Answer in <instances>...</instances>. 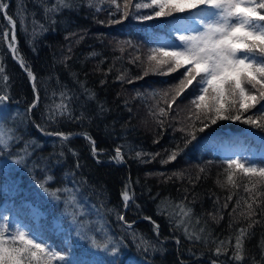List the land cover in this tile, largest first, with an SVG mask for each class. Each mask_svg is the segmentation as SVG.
<instances>
[{"label":"trees","instance_id":"obj_1","mask_svg":"<svg viewBox=\"0 0 264 264\" xmlns=\"http://www.w3.org/2000/svg\"><path fill=\"white\" fill-rule=\"evenodd\" d=\"M0 2L8 5L7 14L16 21L18 54L35 74L39 93L36 107L29 112L36 98L32 82L8 43L0 40V66L5 69L0 74V95L10 97L0 104V132H10L15 137L10 142L11 147L0 152V173H3L0 175V217L8 216L13 226L21 225L20 219L34 234L46 232L43 236L49 244L67 241L72 252L69 259L84 264H110L111 261L115 264H213L214 261L216 264H264V213L260 211L264 208V180L236 172L233 177L236 186L229 184L227 166L222 161L233 155L220 146L232 138L234 144L241 143L243 148L235 156L264 166V130L239 121H219L205 132H197V139L185 146V140L189 139L186 131L191 130L195 121V108L190 103L195 82L168 110L165 100L175 94L174 85L178 84L184 70L168 75L146 71L150 48L163 45L166 38L176 42L172 17L144 21L138 17L151 9H140L130 10L124 18L111 0H91L93 6L90 0H72V7L56 15L53 24L45 17L44 4L51 5L55 0ZM117 3L122 8L123 0ZM117 20L118 23L114 22ZM41 24L46 31L40 30ZM9 28L0 12V31ZM159 85L166 93L171 88L167 97L154 87ZM61 93L71 97L65 102L69 103L76 119L58 117L57 122L52 123L48 120L49 109L61 103ZM144 105H147L146 110ZM159 107L168 111L167 116H158ZM260 107L257 105L245 116ZM147 109L154 111L147 112ZM146 117H151L150 121ZM161 120L163 125L159 123ZM195 123L198 125L199 121ZM36 124L47 131L70 133L66 147L62 149L58 137L38 131ZM181 128L186 131H180ZM84 133L95 140L98 156L93 155ZM118 146L124 154L123 162L112 159ZM178 147L180 151L175 161L161 163ZM137 152L141 157L136 156ZM156 153L159 155L153 158L152 154ZM17 158L24 161L19 166L13 163ZM48 176L53 179L47 180ZM41 182L52 192L64 187L77 188L78 198L87 213L82 219L93 228H104L103 232L88 235H95L101 244L107 243L110 237L112 245L120 249L119 254L113 256L110 251L88 248L84 240L78 239L69 222L71 217L65 216L63 193L58 202L44 193L39 187ZM126 184L133 197L127 210L121 197ZM246 187L251 192L245 191ZM229 195L232 196L230 201L227 200ZM238 200L239 207H236ZM253 200L257 214L248 218L247 203ZM28 201L44 213L40 224L27 216L22 203ZM181 201L186 208H191V213L184 217V224L176 227L167 213L179 212L175 206ZM158 205L165 207V214H160ZM117 213L132 224L131 229L117 219ZM144 217H151V221ZM53 219L61 223V231L56 234L51 230ZM251 220L257 223L248 228ZM152 221L160 226L159 240ZM185 226L201 239H188L184 234ZM242 227L248 229L249 235L244 238L243 259L236 261L231 259L232 245L237 230ZM141 237L151 241L157 250L145 251L140 245ZM228 238L231 245L227 255H216L213 241L218 243ZM83 252L89 254L82 255ZM53 264L59 262L53 261Z\"/></svg>","mask_w":264,"mask_h":264},{"label":"snow or ice","instance_id":"obj_2","mask_svg":"<svg viewBox=\"0 0 264 264\" xmlns=\"http://www.w3.org/2000/svg\"><path fill=\"white\" fill-rule=\"evenodd\" d=\"M43 2V0H42ZM115 5L117 12H122L126 18L131 11H139L140 9H151L150 12L140 15L138 18L144 21H150L154 18L172 17V31L176 33V41L172 45H157L150 48V54L147 57L148 69L161 75L175 73L181 69L178 84L174 85V95L170 100H165L167 109L170 110L175 104L177 98L183 94L194 82L196 87L193 89V98L190 103L195 108V121H199L197 125L195 121L192 123L191 130L186 131L181 128L180 131L185 132L189 139L185 140V146L197 139L196 133H203L209 127L216 125L219 121L241 122L250 124L253 127L264 130V0H123V5L117 3V0H111ZM90 6L91 4L90 0ZM72 7V0H55L51 5L44 4V14L53 24L56 23V15L60 14L64 9ZM8 5L0 2V12L4 14L10 28L7 31H0V40L8 43V48L13 56L19 60L22 68L27 71V75L32 82L33 92L36 94L35 101L29 106L28 111L31 112L39 101V93L36 87V76L30 70L22 57H19L17 37L15 34L16 21L11 15L7 14ZM100 9H97L99 11ZM187 15H177L185 14ZM21 24L24 23L23 17L20 19ZM116 23L119 20L114 21ZM35 23V21H33ZM41 31L47 29L43 24L40 26ZM37 35L36 29H33V38ZM35 51V48H33ZM5 69L0 66V74ZM5 80L7 76L3 77ZM167 97L168 93L164 94ZM61 103L56 105L55 109H49L48 120L52 123L57 122L58 117L76 119L73 116L69 103L71 97H67L66 93H61ZM10 97L7 94L0 95V104H4ZM261 105L260 109L252 115L245 116V113L251 109ZM168 111L164 107H159L158 116H167ZM163 125V121H159ZM38 131L49 136L58 137L61 141L62 149L66 147V143L71 134L64 132L47 131V129L36 124ZM91 144V151L94 156H98V150L95 147V140L87 133L83 134ZM13 133L0 132V152H4L11 147V141L14 140ZM77 155L74 150L68 149ZM179 147L176 151H172L167 155L166 159H162L161 163H169L177 158ZM11 155V153H9ZM27 155V153H25ZM64 155L63 151L60 153ZM141 153L137 152L136 156L141 157ZM148 155V154H144ZM158 153L152 154L154 158ZM117 162H123L124 154L121 147L115 149V156L112 157ZM23 158H17L13 161L16 165L23 163ZM99 162V161H97ZM148 162V161H144ZM222 163L227 167L225 171L228 173L227 181L233 187L236 186L233 179L236 172L243 173L245 176H257L264 180V166H257L255 163L249 162L246 158L239 156H228ZM77 167L79 164L77 163ZM204 171L203 168L200 169ZM3 175V173H0ZM52 176H48L47 180H52ZM75 183V181H73ZM39 187L44 193L61 201V192L63 193L62 202L65 204V216H70L69 221L73 225V230L77 233L80 240H84L88 248L97 251H110L113 256L119 254L120 249L112 245L109 237L107 243L101 244L95 235L89 236V232L100 233L104 231L103 227H91L82 219L87 213L85 205L78 198V189L73 187H64L57 189L55 192L49 191L46 183L41 182ZM254 188L255 185L253 184ZM245 191L251 192L250 188ZM128 185L121 192L124 202V208L127 210L128 203L133 197L129 194ZM186 199V198H185ZM229 195L227 200H231ZM239 200L236 207H239ZM252 203H247L248 212L246 217L255 216L256 210L253 209ZM162 205L165 202H161ZM228 205L225 203L224 207ZM179 212L167 213L169 219L173 221L176 227L184 224V217L189 216L191 208H186L184 202L181 201L175 206ZM233 208V212L236 211ZM71 209V212L68 211ZM160 214H165V207L158 205ZM112 211V210H109ZM264 213V208L260 209ZM242 215H245L242 213ZM179 216V220L175 217ZM117 219L123 221L127 228L131 229L132 224L125 220V216L117 213ZM150 220L151 217H144ZM0 264H53L58 261L59 264H84L82 261H72L69 259L71 245L65 241L63 244H49L43 234H34L33 230L21 225L13 226L8 216L0 217ZM154 224V232L157 240L160 236V226ZM255 220H251L248 228H251ZM201 232L204 229L200 230ZM184 234L188 239L200 240V235L193 236L185 226ZM249 235L247 228H240L235 234V244L232 245L233 252L231 259L241 261L244 254V238ZM72 244L75 241L71 242ZM179 243V240H177ZM216 244V255H227L231 238L228 240H220ZM66 245H68L66 247ZM110 245L111 248H110ZM140 245L144 250L151 248L153 251L157 249L153 247L151 241L141 237ZM138 245V247L140 246ZM89 253L83 252L82 255ZM110 264H115L111 261ZM213 264H216L214 261Z\"/></svg>","mask_w":264,"mask_h":264},{"label":"rangeland","instance_id":"obj_3","mask_svg":"<svg viewBox=\"0 0 264 264\" xmlns=\"http://www.w3.org/2000/svg\"><path fill=\"white\" fill-rule=\"evenodd\" d=\"M174 43L175 42L170 40L169 38H166L165 41L162 42L163 45H172ZM176 43H178V41ZM154 87L158 88L159 91H161L163 89L161 86L160 87L154 86ZM170 89L171 88L168 89L169 93L171 92ZM165 93H166V91L162 90V94L164 95ZM186 100H189V98L187 97ZM220 146H222V149L225 150L227 152V154L233 155V156H235L236 153L240 152L243 149L241 143L240 144H238V143L234 144V141H233L232 138H230V139L228 138ZM28 213H29L30 217H32V220H34L36 223H38V218L43 216L42 215L43 212L41 210L37 209V207L34 204H29L28 205ZM18 221L21 223L22 226L26 225V223L23 224L22 223L23 221H21L20 219H18ZM60 225H61V223H60V221L58 219H53L52 224H51V227H52L51 229L54 231L55 234H56V232L61 231Z\"/></svg>","mask_w":264,"mask_h":264},{"label":"bare ground","instance_id":"obj_4","mask_svg":"<svg viewBox=\"0 0 264 264\" xmlns=\"http://www.w3.org/2000/svg\"><path fill=\"white\" fill-rule=\"evenodd\" d=\"M26 4H27V3H26ZM31 44H32V43H31ZM32 45H33V44H32ZM33 48H35V47H33ZM23 49H24V48H23ZM29 51H30V50H29ZM33 52H34V51H33ZM30 53H31V52H30ZM25 56H26V55H25ZM24 58H25V57H24ZM13 59H14V58H13ZM15 60H16V59H15ZM31 65H32V64H31ZM143 107H144V109H145V107H147V105H146V106L144 105ZM142 109H143V108H142ZM145 110H146V109H145ZM145 110H144V111H145ZM150 110H151V109H150ZM144 111H143V112H144ZM148 111H149V109H147V112H148ZM153 111H154V110H153ZM153 111H149V112L152 113ZM146 114H148V113H146ZM146 118H147V117H146ZM150 118H151V117H150ZM150 118H147V121H150V120H148V119H150ZM133 130H134L135 132H137V131L135 130V128H134ZM133 130H132V131H133ZM134 131H133L132 133H134ZM140 131H141V130H140ZM118 136H119V135H118ZM13 202H14V201H13ZM15 204H16V203H15ZM22 204H24V207H26L25 210H26V214H27V216L29 217L30 220H32V217H30V215H29V213H28V205H29V204H33V202H32V201H30V202L28 201L27 203H24V202H23ZM16 205H17V204H16ZM19 206H20V205H19ZM21 207H22V205H21ZM21 207H18V208H21ZM24 207H23V208H24ZM37 209H38V208H37ZM22 210H23V209H22ZM21 213H23V211H22ZM24 214H25V212H24ZM26 214H25V215H26ZM42 215L44 216V213H43ZM45 218H47V217H45ZM39 219H41V218H38V223H36L34 220H32V221H33L35 224H40V223H39V221H40ZM43 219H44V218H43ZM47 219H48V218H47ZM47 219H46V220H47ZM44 220H45V219H44ZM44 220H43V221H44ZM46 220H45V222H46ZM50 220H51V219H50ZM43 221H42L41 223H43ZM47 221H48V220H47ZM28 222H29V221H28ZM45 222H44V223H45ZM51 222H52V221H51ZM49 223H50V222H49ZM47 224H48V223H47ZM50 224H51V223H50ZM55 224H56V223H55ZM27 226H28V225H27ZM39 226H40V225H39ZM39 226H38L37 229H40ZM42 226H44V225H42ZM48 226H50V225H48ZM45 227H46V226H45ZM60 227H61V225H60ZM46 228H48V227H46ZM49 228H50V227H49ZM51 228H52V227H51ZM43 229H45V228H43ZM43 229H41V230H43ZM51 230H52V229H51ZM54 230H55V229H54ZM55 231H56V230H55ZM39 232L43 233L44 230H43V232H42V231H39ZM47 232H48V230H47ZM51 232H52V231H51ZM43 234H46V232L43 233ZM51 240H52V239H51ZM51 240H49V242H50ZM47 241H48V240H47ZM51 242H52V241H51ZM51 242H50V244H51ZM52 243H53V242H52Z\"/></svg>","mask_w":264,"mask_h":264}]
</instances>
